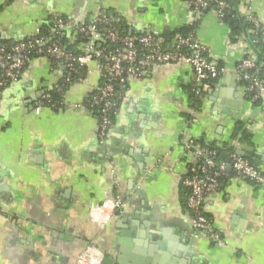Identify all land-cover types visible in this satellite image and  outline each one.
Returning a JSON list of instances; mask_svg holds the SVG:
<instances>
[{
  "label": "crops",
  "instance_id": "crops-1",
  "mask_svg": "<svg viewBox=\"0 0 264 264\" xmlns=\"http://www.w3.org/2000/svg\"><path fill=\"white\" fill-rule=\"evenodd\" d=\"M252 8L264 22V0H253ZM100 13L115 15L135 36L192 25L186 0H0V41L31 37L56 16L76 22ZM195 23L208 58H227V72L201 110L185 90L192 86L189 64L152 67L129 80L105 144L88 107L102 81L97 61L69 81L63 64L36 57L16 82L0 85V264H77L89 248L100 252V264H264V189L227 171L205 203L221 246L194 237L182 202L192 164L186 145L229 141L238 123L252 146L237 141L239 134L237 154L253 153V166L264 174V108L232 73L243 47L227 49L230 29L215 9ZM52 91L63 94L60 107L37 110ZM117 194L127 204L119 212Z\"/></svg>",
  "mask_w": 264,
  "mask_h": 264
},
{
  "label": "built area",
  "instance_id": "built-area-1",
  "mask_svg": "<svg viewBox=\"0 0 264 264\" xmlns=\"http://www.w3.org/2000/svg\"><path fill=\"white\" fill-rule=\"evenodd\" d=\"M100 1L96 0L98 3ZM237 1L240 18L252 25V28L246 32V38L261 32L264 42V22L252 8L253 0ZM186 3L192 25L200 19L203 10L207 8H214L222 20L230 7L224 0H186ZM110 20L111 17L103 13L80 25L61 16L54 18L56 34L77 28L75 38L81 35L86 40L81 44L80 54L67 52L60 43L53 41V38L47 39L40 32L9 46L0 45V66L3 70L0 85L16 82L19 79L20 72L33 60L31 52H34L36 57H46L54 63L63 64L67 69L69 81L77 69L91 61H97L102 72V81L89 98L88 107L93 111L100 109L99 139L105 144L113 127L110 115L117 103L125 97L131 78L145 76L152 67L185 62L192 69L191 82L196 96L203 102L212 90L214 80H218L227 72L223 66L227 58L211 61L206 48L196 39L195 34L176 35L170 49L168 48L170 46L166 48L163 46L164 41L156 32L141 36H122L116 27L104 26ZM240 43L244 50L243 57L235 64L232 73L238 82L245 84L246 92L254 103L264 93V77H254L251 72L260 70L264 64L245 36L233 42L229 34L227 49L233 51ZM45 102L50 103L53 108L59 106L52 103V96L46 93L37 103V110L45 106ZM186 155L191 158L192 164L183 179L182 186L187 192L186 211L193 221L194 237L196 239L207 237L215 245L221 246L224 240L205 211L207 198L219 192V180L228 175L229 166L237 176L249 180L262 189H264V174L237 153L231 155V165L226 166V163H222L217 166L212 159L214 152H207L206 149L195 146L194 141L186 145ZM205 155L204 164L198 167L199 160ZM112 201L115 212L126 208V201L121 195L117 194ZM100 262V252L94 248L85 249L77 258V264H100Z\"/></svg>",
  "mask_w": 264,
  "mask_h": 264
},
{
  "label": "trees",
  "instance_id": "trees-1",
  "mask_svg": "<svg viewBox=\"0 0 264 264\" xmlns=\"http://www.w3.org/2000/svg\"><path fill=\"white\" fill-rule=\"evenodd\" d=\"M230 7L229 9L225 12V16L222 18V21L228 26V28L230 29V37L232 39L233 42H237L238 39L242 36H245V39L247 40V42L249 43V45L253 48V50H255V52L258 54L260 60L263 62L264 64V42H263V34L261 32H258L257 34L253 35V36H247L246 38V32L252 28V25L245 22L244 20H242L239 16L238 10H237V5H238V1L237 0H224ZM210 9H214V8H207L205 10H203V13L206 11H209ZM104 14V13H103ZM107 17H111V20L108 24H104V26H111V27H116L120 34L122 36H128L129 34L126 31V28L124 27V23L118 19L115 15H110L106 13ZM65 20H68L67 17H63ZM197 24H193L190 26H185L182 27L178 30H175L173 32H166L163 35H161V38L163 39L164 43L163 46L166 48L167 46H170L168 48L172 49V41L175 38L176 35L181 34L183 36H188L190 34H194L195 29H196ZM78 31L77 28H71L65 32H63L62 34H56L55 32V21L54 19L49 20L48 22H45L43 24V27L40 31V34L47 37V39L49 38H53V41H56L58 43H60L64 49L67 52H70L72 54H80L81 50H80V45L84 44L86 42V40L81 36L78 35L76 36V40L75 42L72 44L71 42V38L72 36L76 35V32ZM11 45V44H7V43H3L0 41V45ZM31 57L32 59L36 58L34 52H31ZM78 71V69H77ZM252 76L254 77H264V66L260 69V70H256L251 72ZM77 77V72H75L73 74V76L71 77L70 81L75 80ZM217 82V80H214V84ZM185 90L189 93V98H190V105L193 109L195 110H201L203 104L200 101V99L196 96L195 90L192 86H187L185 88ZM50 95L52 96V103H55L57 105H61L63 98L61 93H57L56 91H52L49 92ZM251 99V98H250ZM121 101V100H120ZM46 105L50 106V103H46ZM255 105H259V106H263L264 108V98L261 96V98L254 102ZM60 107V106H57ZM95 114L97 115L98 119L101 118V112L100 109H95L94 110ZM117 112V106L115 107L114 111L112 112V114L110 115V118L113 122L114 125V120H115V115ZM239 134H241V138L237 141H239L242 145L245 146H252L251 145V138L252 136L243 129V125L242 124H237L236 129L234 134L229 138V141H214V142H209L207 143L205 141V139H199V140H195V146L206 149V151H212L214 152V155L212 156L213 161L215 162V164L218 166L222 163H226V166L231 165V155L237 153V146L234 144L235 140L239 138ZM253 153L251 152H247L246 155L243 157V159L248 160L252 165H254L253 162ZM206 159V155L204 157H202L199 162H198V167L202 166L205 162ZM225 180L224 177L220 178V184L223 183V181ZM187 192L186 190L183 189L182 186V193H181V197H182V202L183 205L186 209V202H185V196H186Z\"/></svg>",
  "mask_w": 264,
  "mask_h": 264
},
{
  "label": "water",
  "instance_id": "water-1",
  "mask_svg": "<svg viewBox=\"0 0 264 264\" xmlns=\"http://www.w3.org/2000/svg\"><path fill=\"white\" fill-rule=\"evenodd\" d=\"M88 7H89V4H87V7H86V12H85V16H87V13H88ZM84 22V20L82 19V20H78V21H76V25H80L81 23H83ZM239 154L240 155H244V153L243 152H239ZM232 167L231 166H229L228 168H227V171L229 170V169H231ZM123 256H120V259H123L122 258ZM123 261H125V260H123ZM133 262V264H142V262L139 260H134V261H132ZM119 264H125V262H121V261H119Z\"/></svg>",
  "mask_w": 264,
  "mask_h": 264
}]
</instances>
